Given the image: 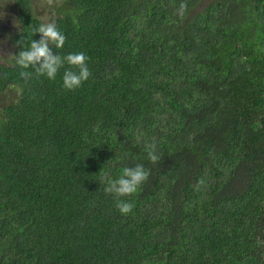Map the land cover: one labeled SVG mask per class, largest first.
Listing matches in <instances>:
<instances>
[{
  "label": "trees",
  "instance_id": "trees-1",
  "mask_svg": "<svg viewBox=\"0 0 264 264\" xmlns=\"http://www.w3.org/2000/svg\"><path fill=\"white\" fill-rule=\"evenodd\" d=\"M54 7L53 53L92 75L0 65V264H264V0ZM137 164L136 193L105 192Z\"/></svg>",
  "mask_w": 264,
  "mask_h": 264
},
{
  "label": "clouds",
  "instance_id": "clouds-1",
  "mask_svg": "<svg viewBox=\"0 0 264 264\" xmlns=\"http://www.w3.org/2000/svg\"><path fill=\"white\" fill-rule=\"evenodd\" d=\"M181 7H184L183 5ZM39 33L40 39H32L30 46L23 49L16 56V63L21 69H32L33 71H21L20 77L28 80L35 75L36 78L46 77L55 80L59 70L65 64L69 65L63 74V86L65 89L74 90L79 88L83 82L92 75L88 67V57L83 53H69L66 56L54 54L50 45L56 49L63 48L66 36L62 34L54 23H42L33 29V35ZM72 69H76L73 71ZM155 144L147 145L148 159L156 164L160 157L155 152ZM150 177V170L143 164L127 167L118 179H111L107 174L103 178L106 184L105 192L114 194L116 197H127L136 193L140 185ZM204 184V180L198 181L197 189ZM116 207L122 214L131 212L132 205L125 200L117 199Z\"/></svg>",
  "mask_w": 264,
  "mask_h": 264
},
{
  "label": "flooded vegetation",
  "instance_id": "flooded-vegetation-1",
  "mask_svg": "<svg viewBox=\"0 0 264 264\" xmlns=\"http://www.w3.org/2000/svg\"><path fill=\"white\" fill-rule=\"evenodd\" d=\"M43 0H40L42 2ZM54 0L52 7L55 18ZM43 6V3H41ZM33 0H0V65L1 63L12 65L15 55L21 51L23 37L29 31L27 27L37 20L39 24L47 23L40 18L41 12Z\"/></svg>",
  "mask_w": 264,
  "mask_h": 264
},
{
  "label": "rangeland",
  "instance_id": "rangeland-1",
  "mask_svg": "<svg viewBox=\"0 0 264 264\" xmlns=\"http://www.w3.org/2000/svg\"><path fill=\"white\" fill-rule=\"evenodd\" d=\"M34 4H37L40 8L39 10L42 11L40 18L45 20L47 23H51L50 17L53 15V10L50 9L52 7V3H54V0H43L40 2V0H33ZM43 3V6L42 4ZM12 92H9L8 94H0L1 100L6 99L7 96L11 95Z\"/></svg>",
  "mask_w": 264,
  "mask_h": 264
}]
</instances>
